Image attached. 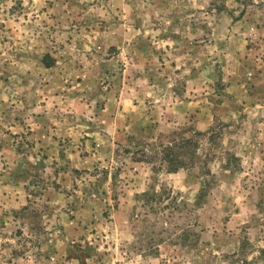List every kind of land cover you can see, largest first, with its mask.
<instances>
[{
  "label": "rangeland",
  "instance_id": "rangeland-1",
  "mask_svg": "<svg viewBox=\"0 0 264 264\" xmlns=\"http://www.w3.org/2000/svg\"><path fill=\"white\" fill-rule=\"evenodd\" d=\"M0 264H264V0H0Z\"/></svg>",
  "mask_w": 264,
  "mask_h": 264
},
{
  "label": "trees",
  "instance_id": "trees-1",
  "mask_svg": "<svg viewBox=\"0 0 264 264\" xmlns=\"http://www.w3.org/2000/svg\"><path fill=\"white\" fill-rule=\"evenodd\" d=\"M208 133L210 134L209 139L212 140L215 137V127L210 128ZM202 135H206V133L196 131L187 125L178 126L169 134H160L157 150L155 151V159H160L162 164H166L168 173L197 165L196 158L200 147L198 137ZM144 155L147 157L146 153ZM204 194L203 192L202 197Z\"/></svg>",
  "mask_w": 264,
  "mask_h": 264
}]
</instances>
